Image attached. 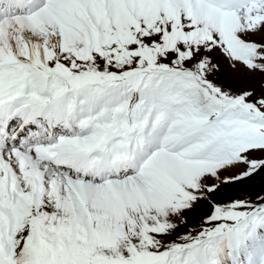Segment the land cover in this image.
Returning <instances> with one entry per match:
<instances>
[{
	"label": "snow or ice",
	"instance_id": "snow-or-ice-1",
	"mask_svg": "<svg viewBox=\"0 0 264 264\" xmlns=\"http://www.w3.org/2000/svg\"><path fill=\"white\" fill-rule=\"evenodd\" d=\"M0 264H264V0H0Z\"/></svg>",
	"mask_w": 264,
	"mask_h": 264
}]
</instances>
